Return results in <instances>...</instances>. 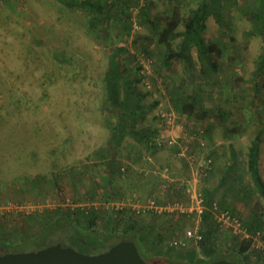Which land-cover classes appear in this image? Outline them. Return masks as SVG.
Here are the masks:
<instances>
[{
    "label": "rangeland",
    "instance_id": "obj_1",
    "mask_svg": "<svg viewBox=\"0 0 264 264\" xmlns=\"http://www.w3.org/2000/svg\"><path fill=\"white\" fill-rule=\"evenodd\" d=\"M61 2L0 0V234L8 233L5 241L1 240L0 252L6 250L4 244L8 245V241L16 240V237L23 239L26 228L33 231L36 225L31 226L29 222L33 217L36 221L46 208H54L57 203L63 208L67 204L82 203L84 200L80 194L88 198L86 193L83 194L82 176L78 174L76 178L69 170L79 172V168L83 169L85 180L89 179L87 173L100 163L96 148L106 139V122L116 123L114 117H119L120 107H113L106 98L105 77L115 54L113 60L127 63L124 65L123 62L119 71L129 70L130 66L138 67L137 72L127 76L128 79L140 77L135 87L142 96L139 105L144 107V116L137 118L135 129L165 128L168 135H186L188 141L189 131L204 129L208 133L203 139L206 148L201 149L200 154L205 156L212 151L214 168L201 182L200 189L204 194L212 193L218 204L232 211L243 224L244 221L252 224L260 219L258 229L263 230L259 236L249 232L246 237L216 224L213 244L218 250L225 251L250 239L252 264H264V194L255 185L248 168L250 146L259 135L257 168L264 184V74L258 95L253 89V71L264 53V37L260 30L253 28L258 0H221L214 14L206 19L201 34L203 40L218 39L227 45L221 54L213 56L218 67L213 74V98L209 100L210 96L205 95L209 88L207 93L202 92L211 110L198 120L186 114L178 115L173 109L172 91L179 82L178 77H185L186 72L180 62L159 69L160 61L156 55L161 54L163 47L150 45L142 37L147 33L154 40L155 32L151 27L139 26L135 6L129 7V19L133 21L131 34H124L125 39L117 42V34L122 35L123 30L118 31L112 26L104 32L95 24L96 30L90 34L85 30L89 12L80 8L82 6L72 12L65 7L62 11L57 10L60 9L57 6H63ZM176 2H180L179 12L184 19L189 17L198 0H139L141 6L148 8L150 19H157L161 24L167 7ZM183 28L181 22L178 29ZM180 40V37L174 40L175 47ZM142 43H146L147 50L156 55L138 52ZM132 55H135L134 60ZM191 56L195 60L193 72L197 74L200 63L195 47L191 48ZM235 75L240 76L239 80ZM191 84H188L187 93L193 89ZM235 93L238 99L233 98ZM219 97L223 100L218 110L216 101ZM233 101L239 104L235 105L237 111L230 114L227 108L231 109ZM167 113L174 114L175 120L165 127L162 114ZM108 115L110 117L105 118ZM178 127L181 128L180 134L175 132ZM135 148V139L126 136L120 145V154L132 157ZM113 153L116 154V150ZM150 155L151 161L144 160L138 165L149 168L147 175H141L138 168L135 169V163L131 177L130 173L122 175L119 170L121 180L116 176L114 196L100 201L111 203L132 193L147 197L162 181L159 174L152 172L156 169L168 171L177 184L176 191L159 193L158 201L167 198L185 200V181L189 176L183 160L167 147L153 150ZM101 177L102 184L108 182L106 172ZM73 178L78 188H73ZM104 212L102 216L107 219H119L121 227L132 223L143 227L148 231L149 240H161L159 247L163 250L172 246L170 241L173 238L182 237L184 228L194 219L192 215H179L178 218L175 215L138 216L130 210L120 214L113 209ZM191 246L196 247V243L189 241L187 247Z\"/></svg>",
    "mask_w": 264,
    "mask_h": 264
},
{
    "label": "trees",
    "instance_id": "obj_2",
    "mask_svg": "<svg viewBox=\"0 0 264 264\" xmlns=\"http://www.w3.org/2000/svg\"><path fill=\"white\" fill-rule=\"evenodd\" d=\"M59 1L61 2V0ZM106 1L107 0H93L92 2H84L82 0H66L61 2V4H63L62 7L57 6V8L60 7V9L57 10L62 11L63 7H65L67 11L72 12L73 9L82 6L80 8L87 13L89 12L90 15H93L90 16L88 14L89 17L86 18L88 24L85 26V30L92 34L93 31L96 30V26H100V30L107 32L108 29L114 26L118 31L123 30L124 32L122 35L117 34L118 42L125 39L126 36H124V34H131L133 21L131 18L129 19V16H131L129 7L135 6L137 8V13L135 14L138 18L137 23L139 26L143 28L151 27V29L153 28L152 31L155 32L153 35L154 40L150 36L151 34L146 33L142 35V37L146 38L150 45L156 44L163 47L160 55L148 51L146 43H142L143 45L141 44V46L137 48V51L147 52L149 56L155 54L160 61L158 64L160 70H162L161 67H171L173 63L180 62L183 64V68L186 72L185 77H178L177 80L179 82L172 91L173 109L178 115L186 114L195 118V120L205 117L208 113L207 111L211 109L206 105L207 100L202 97L204 95L203 91L207 93V88H209V92L205 95L210 96L209 100L213 98L212 90L215 88L213 74L216 73L218 69L216 57L213 58V56L221 54L223 48H225L227 44L221 43L218 39L205 42L201 34L205 28L206 19L209 15L214 14L221 0H198L196 7L190 10L189 17L184 19L181 18L179 12L180 2H176L167 7L163 24L159 23L157 19H150L148 8L146 5L141 6L139 0H113L110 3H106ZM124 15H126V18H124ZM254 15L253 28L260 30L264 37V0H258L257 13ZM218 21L223 24L221 19H218ZM181 22H183V30L178 29ZM95 24L97 25L95 26ZM178 37H180L181 40L175 47L173 42ZM192 47L196 48L197 58L200 63L199 73L197 74L193 72L195 69V60L191 56ZM115 56L114 54V57ZM132 56L134 60L135 55ZM109 57L112 58L113 56L111 55ZM113 59L110 60V68L105 77L107 83L106 98L109 99L113 107H120L119 117H114L116 123L112 124L110 120L106 122L109 133L108 138L103 145L96 148L100 154V163L95 164L87 173L89 179L85 180L86 172L83 169L79 168V172L69 170L70 174L74 177L78 174L82 176L81 183L85 186L83 194L86 193L88 198L93 199V201L101 200L106 197L112 198L114 196L113 185L114 182H116V176L121 180L118 174L121 165H119L117 170V163L114 161V158L112 159L113 161L110 158L111 156L114 157L113 151L120 148L126 136L135 139L137 143V154L142 153L143 155L148 150H150V153H152L153 150H158L155 145L151 146L149 143L153 141L158 134L159 127L152 129L147 128L142 131L134 128L137 118L144 116V107H140L139 105L142 96L135 87L140 77L136 76L128 79L127 76L132 75L133 72H137L136 70L138 67L135 69V66H130L129 70L126 68V70L124 69V71L121 72L119 71V66H124L127 63L123 61V65V62L120 60ZM124 72L125 74L128 72V75H125ZM253 74L254 94L258 95L261 90L262 76L264 74V53L260 56ZM239 78L240 76L238 75L235 79L239 80ZM193 79H195L196 82ZM217 81L220 82L219 80ZM189 83H192L193 89L191 92L187 93ZM195 85H197V89H195ZM235 97L238 99L236 93L233 98ZM222 100L221 97L217 98L216 103H218L216 104V108L218 110L221 108ZM233 102L235 103H232L231 109L227 108L230 114H234V112L237 111L235 105L239 104L237 101ZM102 103L105 106V103ZM156 103L157 102H155V104ZM117 110L119 111V109ZM221 115H224V113H221ZM109 117V115L105 116L107 119ZM232 124L234 125L235 122ZM236 131H232V133L235 134ZM190 132L191 131H189L187 135L191 136L194 134L196 136L193 138L192 142H190V145L193 147H197L200 140L205 139V136L208 135L204 129ZM260 141V137L257 135L251 143L248 168L255 185L264 194V184L261 181L257 168V154ZM171 151L174 153L175 149L171 147L170 152ZM206 154L213 159L212 151H208ZM233 155L234 152H232V156ZM183 164H185V161H183ZM104 172L109 176V180L107 183L102 184L101 174H104ZM71 183L74 189L78 188L79 185L76 183L75 178L71 179ZM118 191H121V189H118ZM204 195L207 206H210L213 201H216L212 193L207 192ZM79 196L83 198L82 200L87 199V196L82 197V194ZM78 206L74 208L66 206L63 208L57 205L54 208H46L44 212L38 215L39 217L36 218V221L33 220L35 218L33 217L31 222H29L31 226L36 225L34 230L31 231L26 228L22 236L24 238L20 239L21 237H16V240L8 241V245L4 244L6 250L0 252V254L5 252L29 251L27 249L38 250L56 243H61L63 246H73L78 250L94 254L105 251L110 246L123 239H130L136 244L141 256L151 264H210L212 261L219 259L235 261L237 264H252L250 239H245L239 245L230 246L229 249L225 251L218 250L215 247L213 244V233L217 225L209 210H205L202 215V240L196 244V247L170 246L163 250L159 247V241L161 240H149L148 231L143 227L133 223L121 227L119 219L113 220L112 218L107 219L103 217L102 215L105 212L99 209V207L97 208L94 205ZM174 217L178 218L179 216ZM99 219H105L106 221H99ZM98 222L101 223L102 227L98 226ZM29 224L27 223V225ZM244 226L247 227L249 232L254 233L261 226L260 219H257L252 224L244 221ZM7 236L8 233L3 232L0 234L1 244L3 243L1 240L5 241Z\"/></svg>",
    "mask_w": 264,
    "mask_h": 264
},
{
    "label": "built area",
    "instance_id": "obj_3",
    "mask_svg": "<svg viewBox=\"0 0 264 264\" xmlns=\"http://www.w3.org/2000/svg\"><path fill=\"white\" fill-rule=\"evenodd\" d=\"M163 124L165 127L173 124L175 120L174 114H162ZM188 141L187 136L183 135L174 137L167 134V129H159L158 134L153 141H150L151 146L155 145L157 149L164 147L175 149L174 155L185 161L187 166V173L189 178L186 179V199H164L162 202L158 201L159 193L167 191H176L174 179L170 173L166 170L156 169L153 173L159 174L161 177V183L156 190L150 191L146 196L141 197L136 193L123 196L111 203H104L101 201L95 203H89L87 206L99 207V209L115 210L116 214H120L125 210H130L134 215H155V216H179V215H192L194 219L192 223L184 228L182 237L173 238L170 241V245L185 247L189 241L193 243H199L202 240L201 234V221L202 215L205 210H209L212 213L213 219L220 228L231 229L233 232L242 234L246 237L250 235L247 227L244 226L242 221L229 209L221 207L217 201H213L210 206H207L205 202V195L203 190L200 189L201 182L208 178L213 170V159L207 155H201L200 150L205 149L204 141L201 139L197 147H192L190 142L196 136L193 134ZM187 141V142H185ZM152 149V148H151ZM148 150L143 155V161H151V153ZM129 164L124 163L120 167L122 175L128 171ZM139 173L143 176L147 175L150 170L146 167H138ZM184 186V185H183ZM189 186V189H187ZM101 202V203H100ZM99 203V204H98ZM84 206V205H82ZM264 228V225H263ZM262 229H257L253 234L259 236L262 233Z\"/></svg>",
    "mask_w": 264,
    "mask_h": 264
},
{
    "label": "water",
    "instance_id": "obj_4",
    "mask_svg": "<svg viewBox=\"0 0 264 264\" xmlns=\"http://www.w3.org/2000/svg\"><path fill=\"white\" fill-rule=\"evenodd\" d=\"M0 264H151L139 253L133 240L123 239L99 253H82L69 245L56 243L31 251L0 254ZM210 264H237L219 259Z\"/></svg>",
    "mask_w": 264,
    "mask_h": 264
},
{
    "label": "crops",
    "instance_id": "obj_5",
    "mask_svg": "<svg viewBox=\"0 0 264 264\" xmlns=\"http://www.w3.org/2000/svg\"><path fill=\"white\" fill-rule=\"evenodd\" d=\"M186 128V127H185ZM180 130H181V128L180 127H178L177 128V131H176V129H175V132L177 133V132H179V134H180ZM172 132V131H171ZM171 132H168V133H170L171 134ZM109 133H107L106 134V139H107V135H108ZM176 135H178V134H176ZM182 136H179V138L178 139H180ZM105 139V140H106ZM105 140H104V143H105ZM104 143H102L101 145H103ZM100 145V146H101ZM116 149V148H115ZM135 151L133 152L134 154L132 155V157H131V155H122V154H120V149L118 148V149H116V154H114L113 153V155H114V157H112L111 156V160L114 158V161L117 163L116 165H117V170H118V167H119V165H122V164H124V163H128V164H130V166L128 167V171H127V173H130L129 175H130V177H131V175H132V172H131V170H133V164L135 163L136 164V167H135V169H137L139 166L138 165H140L141 164V162L143 161V155H142V153H140V154H137V148H135L134 149ZM140 152H141V150H140ZM113 161V160H112ZM115 168H116V166H115ZM126 177V176H125ZM98 201H100V200H95V201H93V199H89V198H87L86 200H84V201H82V203H80V202H78L77 203V205H76V203H73V204H67V205H65V207L66 206H68V207H70V208H74L75 206H78V205H87V204H89V203H92V202H98ZM57 205L59 206V204L57 203ZM57 205H55V206H57ZM54 206V207H55ZM63 206V205H62ZM64 207V208H65ZM102 211H106V210H103V209H101Z\"/></svg>",
    "mask_w": 264,
    "mask_h": 264
}]
</instances>
